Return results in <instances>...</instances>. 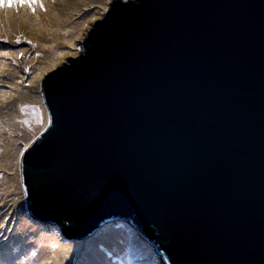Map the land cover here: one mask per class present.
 Listing matches in <instances>:
<instances>
[{
    "label": "water",
    "instance_id": "obj_1",
    "mask_svg": "<svg viewBox=\"0 0 264 264\" xmlns=\"http://www.w3.org/2000/svg\"><path fill=\"white\" fill-rule=\"evenodd\" d=\"M40 94L33 219L76 239L129 220L165 264H264V0H112Z\"/></svg>",
    "mask_w": 264,
    "mask_h": 264
},
{
    "label": "rangeland",
    "instance_id": "obj_2",
    "mask_svg": "<svg viewBox=\"0 0 264 264\" xmlns=\"http://www.w3.org/2000/svg\"><path fill=\"white\" fill-rule=\"evenodd\" d=\"M97 1H99V5L101 6V8L91 9L94 4H87V5L83 4L81 7H78V5H80L82 2H84V0H34V2L37 5L42 3L44 5V9H45V10H42L39 6L36 7L35 15H36V17H38V24L36 25L35 23H32V21L29 19V16H34V14L32 15V13L26 9H20L19 11L21 12V18H15V15H14L13 20H15L18 23L22 20H25V18L28 17L27 18L28 23L27 22L26 23L29 26V30L26 28H19V26H17L18 29L16 30L17 32H15V33L19 34L21 32L22 34L20 36V35H14L11 31H5V29H7L8 26H6L7 28L5 26L0 27V31H4V33H5L0 37V40H2L4 42V38H6L8 41V43H5V42L3 43L2 41H0V51L1 52H8L9 54H11L9 49L16 47V48H22V50H28L27 54L30 56H34L36 52L40 53L41 51L44 50L45 47L49 46L46 43L48 40H50V41L61 40L62 41L61 46H63V47L61 49V54H59L57 56V60L53 61L50 58V59L44 61V64L42 65L41 70L37 69V71L34 73L32 71V82L34 84H37L38 86H40L41 81L44 79L45 75L48 72L57 68L61 64L65 63L68 58L79 55V52L82 50L83 41H84L88 31L90 30L91 25L96 20L101 19L103 14L107 11L109 4L112 2V0H97ZM5 2H8L7 4L11 5V1H8V0L7 1L3 0L2 2H0V4L3 6ZM86 9H89V11H87ZM74 11H77L76 12L77 16L75 17V19L73 21H71L72 18H70V16H71V14H73ZM25 13H27V15H24ZM46 14H48L47 17L45 16ZM46 20H48V24L50 26L48 29L43 28L46 25V23H45ZM47 31H49V32L47 33ZM66 32L68 34H66ZM17 38H19L21 41L19 44L16 43ZM27 40H31L32 43L31 44L27 43L26 42ZM42 40H44V41H42ZM77 40H79L81 42L80 49H78L79 51L78 50L74 51V50H76ZM4 44H6V45H4ZM25 58H26V56H24V57L20 56V58H18L17 60H15V59H13V61L10 60L9 64L10 65L12 63L15 64L16 62L19 64L25 63V61H26ZM20 60L23 62H21ZM27 69L31 70L30 64L27 65ZM18 71L20 72V68L18 69ZM0 83H1V80H0ZM12 83H14L13 80H12ZM25 85H26V83H25ZM1 95H3V93H1L0 96ZM19 96H20V93H18L16 97L11 98V100L15 104L16 108L18 107V104L20 102L16 101V99H14V98H19ZM28 97H29V101L26 100L25 107H24L25 101L23 102V111L29 117V121H31L32 124H34L36 121H34L30 117H32L33 114L36 113L40 122L42 123V126L38 131H36L35 128L39 124L35 123L36 126L33 128L32 132H31V136L28 137V140H26L25 142H19L20 143L19 146L14 147L15 146L14 145L11 148L12 153L17 156V160L16 159L13 160L17 163L16 167H14V165H13L11 168L1 169L2 167L0 165V172H3V177L4 178L7 177L10 180L7 183V184H10L8 186H13L12 187L13 190H16V188H17L18 191L21 190L20 184H19V182H20V172H19L20 157H21L22 153L24 152V150L30 145V143L32 141H34V139H36V137L46 128V126L48 125V120H49L45 108L42 107V109H39L37 104L35 103V101L30 100V96H28ZM1 98H3V97H1ZM7 101H8V99L5 101H2V102H7ZM38 101H39V99H38ZM0 113H1V109H0ZM20 114L23 115L22 113H20ZM21 122L22 121H19V120H15L14 122L12 120H10L9 127H8V129L6 128L7 129L6 132H10L12 130L13 126H17L16 124L22 125ZM11 123H13V124H11ZM0 127H1V125H0ZM3 132H4V130H3ZM18 137H20L19 134H18ZM3 139H5V136L0 133V151L3 150V147L5 148V145L2 146L4 144ZM1 155H3V153H1ZM14 175L17 176L16 188H15L14 183H12V181H11V178L15 177ZM0 176H1V174H0ZM0 182H2V181H0ZM3 190L4 189H0V194H2ZM0 198H1V195H0ZM14 201H16V202H14ZM14 201L10 200V204L17 206L19 204V200L17 198H15ZM15 213H16V211H14L12 214H10V211H9L8 219L6 221H3L0 224V227L4 228V232L6 233V235H9V234L13 235L14 230H15L19 220L21 218H25L24 216L18 214V217L15 221L16 223H14ZM11 217H12V219H11ZM27 221L29 222L30 225L37 228V230H40V231L54 237L55 239L60 240L63 244H65V245L67 244V246L74 244L72 247H67V248H70L68 250V255H71V256H70V260H68L66 262V264H81L82 258L85 259L86 264H93L92 259L94 257L88 256L86 254L87 250L93 249L90 247L91 245H88V242L91 241L92 236L90 237V239L85 240L86 241L85 243L84 242L81 243L79 241H65L64 239L60 238V235L56 232V230L53 226L47 225L48 227L51 228V229H47V228L43 227V225L31 223L28 219H27ZM115 224L116 225L113 227L116 230H118L119 228H122L123 230H125L128 237H130L131 241L137 240L136 236H134V234L131 233L129 231V229L126 227L127 225L125 226L124 224H119V223H115ZM117 225H119V227H116ZM102 230L103 229L101 228L97 232V234H99V233L101 234ZM97 234H95V235H97ZM43 235L44 234H42L41 236H43ZM9 237H7V238H9L8 241H5L4 243H2L3 246L6 243L11 244V240H10L11 236H9ZM35 239H38V237L33 238V240H32L33 243H36ZM142 242L144 244H147L148 251H142L141 254L138 253L137 251L132 252L133 243L130 241L128 243L127 242L121 243L120 247L118 249L113 250V251L109 250L106 247L104 239H103V242H100V246L102 247V249H104L108 253V257H109L107 259V260H109L108 264H155L152 248L149 246L148 242H146L145 240L142 239ZM52 244L57 245V243L54 240H52ZM92 244H96L95 241ZM35 245H37V244H35ZM121 247H122V250L119 251L121 249ZM0 248H2V247L0 246ZM33 249L36 253V251H37L36 247H33ZM64 252H67V251H64ZM31 255L32 254H30V256ZM142 257L146 258L147 261L137 259V258L142 259ZM3 262L5 264H8L11 262H23V261H22V257H20L18 254L16 256H14L13 259L12 258H5L3 260Z\"/></svg>",
    "mask_w": 264,
    "mask_h": 264
},
{
    "label": "trees",
    "instance_id": "obj_3",
    "mask_svg": "<svg viewBox=\"0 0 264 264\" xmlns=\"http://www.w3.org/2000/svg\"><path fill=\"white\" fill-rule=\"evenodd\" d=\"M2 1L3 0H0V2H2ZM4 1H7V0H4ZM8 1H11V5L14 3H17V2H22V0H8ZM5 3H8V2H5ZM11 5H9L8 11H9V13L12 14V16H14L15 13L12 12L13 10H12ZM94 8H101V6L99 5V3H97V4H94L91 9H94ZM86 10L89 11V9H86ZM2 13H3V6L0 4V16H2ZM76 16L77 15H75L71 21H73ZM27 18H25L26 21L22 20L18 23L15 20H12L10 25L7 22H5L4 26L5 27L8 26V28L6 27L7 29H5V31H11L14 35H20L21 36V34H22L21 32L19 34H16L15 32H17L16 31L18 29L17 26H19V28H26L29 30V26L27 25V23H28ZM29 19L32 21V23L36 24L38 17H36V15L34 14V16H29ZM13 24H15V26ZM3 34H5L4 31H0V37ZM0 41H2V40H0ZM80 44H81V42L79 40H77L76 50H74V51H77L78 49H80ZM4 45H6V44H4ZM9 50H10L11 54L8 53L7 56L4 55V52L0 51V80H1L0 94L3 93V95L0 96V109H1L0 133L5 136V139H3L4 144L2 145V146L5 145V148L7 146L8 138L10 135L13 136V140L15 141L14 147H17L20 145L19 142H25L26 140H28V137L31 136V132H32L33 128L36 126L35 123L39 124L35 128L36 131H38L42 126V123L40 122L36 113L33 114V117L36 119V122L32 125L28 124V125H30V128H27L25 126L26 124L23 122V120H29V117L23 111V102L25 100L22 101V98L30 96V100L35 101V103L37 104L39 109H42V107H44L43 102L41 101L42 100L41 95L39 94V86L32 82V71L34 73L37 71V69H34L31 64H30L31 70L27 69V65L29 64V61L34 59L37 56V52L35 53L34 56H30L27 54L28 50H22V48L14 47V48H11ZM21 53H23V55H21ZM20 56H22V57L26 56V58H25L26 61L24 60L25 63H22V64H19L17 62L15 63L17 66L15 68V70L18 72V74H17L18 79L15 80L14 83H12V79L10 78V75L7 73L6 67L9 68V66H13L14 64L12 63L10 65L9 61L10 60L13 61V59L17 60L18 58H20ZM21 62H23V61H21ZM19 68H20V72L18 71ZM24 82L26 83V85ZM18 93H20L19 98H14V99H16V101L20 102L18 104V107L16 108V106L13 103V101L11 100V98L16 97ZM1 97H3V98H1ZM37 98L39 99V101ZM7 99H8L7 102H2V101H5ZM25 105H26V101L24 103V107H25ZM19 108H21V110L23 111V113H24L23 115H21L20 113L17 112L16 109H19ZM10 120H12L13 122L15 120L22 121L21 122L22 125L16 124L17 126H13V128L10 132H6L8 127H9ZM11 124H13V123H11ZM3 130H4V132H3ZM18 134L20 135V137H18ZM5 148L3 147V150H1L0 153H3L5 151ZM14 156H16V155H14ZM1 157H2V155H1ZM15 159L17 160V156L13 160H15ZM12 163H13L14 167H16L17 163L15 161H12ZM0 174L2 176L3 172L2 173L0 172ZM14 176H15L14 178H11V181H12V183H14L15 188H16L17 176L16 175H14ZM8 185H10V184H4L0 188V189H4L2 194H0L1 195V198H0V224L3 221H6L8 219L9 211H10V214H12L14 211H16V213L14 215V223H16L15 221L18 217V214H20L24 217L26 216V212L24 209L25 208V206H24L25 198H24L22 190L18 191L17 188H16L17 191L13 190V188H12L13 186H8ZM20 189H21V187H20ZM15 198H17L19 200V204L17 206L10 204V200L14 201ZM14 202H16V201H14ZM11 219H12V217H11ZM30 221H31V223L41 224V223H38L36 220H30ZM114 222H117V223L119 222L120 224H124L125 226L127 225L126 227L129 229V231L131 233H133L137 239H139V237H138L139 233H137V231L129 223H126L124 221L114 220L113 223H111L112 226L116 225ZM7 236L8 235H6V233L4 232V228L0 227V245L5 242ZM100 236H101V234H99L98 237H100ZM66 256L70 257L71 255L67 254ZM138 260H143V261L146 260L147 261V259L144 257H142V259L138 258Z\"/></svg>",
    "mask_w": 264,
    "mask_h": 264
},
{
    "label": "bare ground",
    "instance_id": "obj_4",
    "mask_svg": "<svg viewBox=\"0 0 264 264\" xmlns=\"http://www.w3.org/2000/svg\"><path fill=\"white\" fill-rule=\"evenodd\" d=\"M97 0H84V2H82L80 5H78V7H81L83 4L87 5V4H97L99 3V1ZM77 11H74L73 14H71L70 18L73 19V17L76 15ZM46 17L48 16V14L45 15ZM71 19V20H72ZM46 25L43 27L44 29H48L50 26L48 24V20L45 21ZM38 24V20L36 22V25ZM15 26V24H13ZM49 31H47L48 33ZM66 34H68L66 32ZM44 41V40H42ZM60 44H59V43ZM49 46L45 47L43 51L40 52V56H36L34 59L29 61V64L32 65V67L34 69H39L41 70L42 65L44 64V61L48 60V59H52L53 61L57 60V56L59 54H61V49L63 46L62 45V41L58 40V41H50L48 40L46 42ZM16 67V64H14L13 66H9L6 67L7 73L10 75V78L15 81L18 79V72L16 70H14ZM29 101V97H25L22 98V101ZM18 113H22L21 108L17 109ZM34 121H36V119L32 116L31 117ZM23 122L26 124L25 126L27 128H30V125L28 124H32L29 120H23ZM14 140H13V136L10 135L8 138V143L6 146L5 151L3 152V155L1 157V153H0V165H1V169L4 168H11L13 166V159L16 157L14 156V154L12 153L11 148L15 145L14 144ZM6 156V157H5ZM2 173V172H1ZM0 188L4 185L7 184L10 180L7 177H3L0 176ZM45 227V226H44ZM102 232H101V236L99 238H95V243L96 244H91V248H93L92 250H87L86 254L88 256H93L94 258L92 259L93 264H108L107 260L108 257V253L102 249V247L100 246V242H105L106 247L113 251L115 249H118L121 245V243L123 242H129L130 241V237H128L127 233L125 230H123L122 228H119L118 230H116L111 224L105 226L102 228ZM29 231H31V233L37 232V228H35L34 226L30 225L29 222L27 221L26 218H21L15 228V234L11 239V244H7L4 245V249H9L7 250V252H5V256L9 257L11 256L15 251V249H13L14 247H18L20 246V250L22 252H24L25 250L32 252V255H26L25 259H22L23 262H20L19 264H66V262L68 260H70L69 256L66 255H61L62 251H68L70 248L67 247H72L73 245H69L67 246V244H63L60 240L55 239L54 237H50V236H40L38 239L36 240V243H33V237L30 235ZM61 235V234H60ZM94 239V238H93ZM52 240H54L57 245H53L52 244ZM37 244V245H35ZM140 246V243H137ZM33 247H36V253L33 249ZM122 250V247L119 251ZM81 264H86V261L84 258H82V263Z\"/></svg>",
    "mask_w": 264,
    "mask_h": 264
},
{
    "label": "snow or ice",
    "instance_id": "obj_5",
    "mask_svg": "<svg viewBox=\"0 0 264 264\" xmlns=\"http://www.w3.org/2000/svg\"><path fill=\"white\" fill-rule=\"evenodd\" d=\"M39 6L42 10L44 9V5L42 3H40L39 5H37L34 0H22V2H17L11 5L13 12L15 13V18H21V12L19 11L20 9H26L29 12H31L32 14H35V10L36 7ZM9 9V5L7 3H5L3 5V13L2 16H0V27L4 26V23L7 22L9 25L11 23V21L13 20V16L11 13H9L8 11ZM24 15H27V13H25ZM4 42L8 43L7 39L4 38ZM21 41L19 38L16 39V43L19 44ZM27 43L31 44L32 41L31 40H27ZM4 55L7 56L8 52H4ZM21 55H23V53H21ZM40 53H37V56H39ZM49 123H51V120H49ZM116 227H119V225H117Z\"/></svg>",
    "mask_w": 264,
    "mask_h": 264
},
{
    "label": "clouds",
    "instance_id": "obj_6",
    "mask_svg": "<svg viewBox=\"0 0 264 264\" xmlns=\"http://www.w3.org/2000/svg\"><path fill=\"white\" fill-rule=\"evenodd\" d=\"M39 93H40V86H39ZM41 95V94H40ZM42 98V97H41ZM43 101V100H42ZM25 206V205H24ZM25 209V208H24ZM25 211H26V209H25ZM30 217V215L28 214V213H26V216H25V218H29ZM35 219V218H34ZM140 235L141 236H143L140 232H139V237H140Z\"/></svg>",
    "mask_w": 264,
    "mask_h": 264
}]
</instances>
